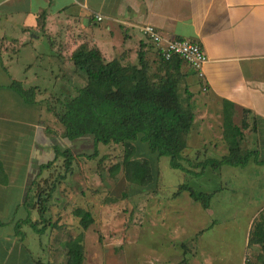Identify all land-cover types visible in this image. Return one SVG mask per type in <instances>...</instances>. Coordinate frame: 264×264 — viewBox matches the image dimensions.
Listing matches in <instances>:
<instances>
[{"label": "crops", "instance_id": "0c3cea01", "mask_svg": "<svg viewBox=\"0 0 264 264\" xmlns=\"http://www.w3.org/2000/svg\"><path fill=\"white\" fill-rule=\"evenodd\" d=\"M98 15L103 19L97 21ZM142 24L155 26L167 39L195 40L205 51L208 62L203 80L187 64L182 62L181 65V70L185 67L184 77L191 94L195 87L207 86L206 97L202 99L205 106L197 109L192 104L194 127L217 129L222 133V101L228 100L234 104L233 122L240 114L245 115L248 128L244 130H249L252 138L256 135V145H263L264 0H0V59L9 50L17 49L19 55L20 49H35L44 39L41 34L50 38V52L28 55L34 60L44 57L55 64L73 66L67 71L59 68L58 73L69 75L71 81L55 94V100L63 101V96L75 95L77 88L84 85L83 81L81 85L74 83L82 79L72 61L73 53L81 45L98 49L106 61L119 58L123 63L135 64L137 51L142 47L147 53L151 48L145 38L141 39L143 35L138 26ZM0 66L7 77V89L0 93V264H60L59 256L54 258L53 254L52 258L51 251L46 262L36 259L35 253H42V248L39 245L36 249L29 248L26 233L22 230L18 233L16 227L37 221L36 187L50 173L51 166L46 167V164L53 160L55 145L70 142L66 137L63 142L60 122L58 128L50 127L45 118L38 115L41 109L38 104L22 101L12 104L14 98L6 96L13 97L7 94L12 91L9 81L13 76L2 62ZM192 96L191 99L196 97ZM84 138L94 144L91 136ZM212 139L210 144H220L213 143ZM66 145L64 149H68ZM210 151L218 152L215 148ZM226 153L227 150L223 155ZM256 167L261 169L264 165ZM38 175L41 177L37 178ZM45 203L48 207V203L51 205V195ZM250 203L247 200L241 205L245 208ZM251 206L256 211L245 213V234H242L237 264H245L249 230L261 205ZM27 219L30 222L24 221ZM217 223L225 229V225L232 224L230 221ZM215 224L212 221L207 230L215 229ZM207 235L211 233L203 231L193 237L197 238L194 245L204 261L205 251L216 247L214 237ZM204 237H211L212 243H204ZM223 258L219 260L222 264H233L227 255Z\"/></svg>", "mask_w": 264, "mask_h": 264}, {"label": "rangeland", "instance_id": "374dc122", "mask_svg": "<svg viewBox=\"0 0 264 264\" xmlns=\"http://www.w3.org/2000/svg\"><path fill=\"white\" fill-rule=\"evenodd\" d=\"M41 36L44 39L35 49H20L19 55L17 49L9 50L1 56L4 69L13 76L9 82H18L16 86L11 85L12 91L7 93L13 97H6L14 98L12 104L19 101L38 104L41 107L38 115L44 117L50 127L58 128L60 124L55 113L61 112L62 99L55 100V94L58 88L71 83L69 75L62 76L58 72L61 67L67 71L73 66L55 64L44 57L37 60L30 58V53L50 52V38L43 34ZM9 56L12 57L9 59ZM145 58L154 72L158 55L152 47ZM181 71L184 73L185 67ZM6 79L0 66V93L2 89H7ZM74 83L81 85L82 80L77 79ZM186 89L189 90L190 85L184 77L179 85L183 98L187 95ZM195 89L192 95L196 97L191 99V95L188 102L201 109L206 104L202 101L206 91H202L201 86ZM65 96L67 99L70 95ZM245 118L240 114L234 122L240 126ZM251 124L254 126L253 122ZM200 129L193 125L186 136V145L181 152L182 169L171 167L168 155H149L154 180L145 187L129 183L121 172L117 176H110L109 168L121 161V145L90 144L84 136L69 140L68 146L56 144L48 170L50 173L46 179L43 178L44 183L42 179L41 185L35 184L36 189L42 186L44 191H49L52 203H48L49 207L44 204L46 210L43 217L37 210V221L20 226L18 233L21 234L20 230L26 233L29 248L32 246L36 249V245L42 248V253L35 254L36 259L43 262L47 261V254L51 251L52 258L54 254V258L59 256L60 264L65 263L68 258L66 243L82 232V264H222L219 260H224L223 255L237 264L242 234H245V213L256 211L251 208L252 204L256 207L261 205L254 220L264 223V167H256L258 164L264 165V161H260L264 160V143L256 145V135L252 138L249 130H243L241 145L245 150L252 151L250 161L240 166L222 164L215 167L210 162L221 159L227 150L223 128L222 133L217 129ZM61 137L65 142L66 138ZM211 138L213 143L220 144H210ZM65 145L73 155L68 170L61 154ZM214 148L217 153L210 151ZM141 154L145 155L144 152ZM184 185L196 191L212 192L209 206L204 208L194 201L188 190L182 187ZM190 200L194 203H188ZM247 200L251 203L244 208L241 203ZM75 207L87 209L92 214L93 223L86 230L81 228L78 218L72 213ZM212 221L216 223V228L208 231ZM220 221H230L232 224L225 225V229L218 226L217 222ZM203 231L211 233L207 236H213L216 244V247L205 251V261L194 245L197 238H193ZM204 238V243H212L211 237ZM259 250L258 245H248L244 260L255 261Z\"/></svg>", "mask_w": 264, "mask_h": 264}, {"label": "trees", "instance_id": "16d2710c", "mask_svg": "<svg viewBox=\"0 0 264 264\" xmlns=\"http://www.w3.org/2000/svg\"><path fill=\"white\" fill-rule=\"evenodd\" d=\"M148 44L154 47L151 42ZM154 51L158 61L152 72L142 47L137 51V63L131 64L119 58L106 61L98 49L81 45L73 53L72 61L84 85L77 88L75 95L65 97L61 112L55 113L63 127V136L69 140L91 136L95 145H121V161L109 168L110 176L122 171L124 178L137 187H145L154 180L149 154L168 155L171 167L183 168L181 152L194 121V112L188 102L192 94L186 89L187 95L183 98L179 92L185 76L181 71L182 61L177 57L166 60L156 49ZM17 83L12 82L11 87ZM233 115L234 104L223 100L222 128L227 153L221 159H213L210 165L240 166L250 161L252 151L241 145L248 123L243 120L240 126L235 124ZM61 154L66 169H70L73 155L69 149L62 150ZM50 165L51 162L46 167ZM182 187L194 201L204 208L209 206L212 193L196 191L186 185ZM49 196L48 191L37 188L36 206L41 217ZM72 213L78 217L83 230L93 223L91 212L84 208L77 207ZM24 221L30 222V219ZM19 227L18 224L16 229ZM83 237L81 232L66 243L68 258L65 264H82ZM248 245L260 246V252L255 261L247 259L245 264H264L263 222L253 221Z\"/></svg>", "mask_w": 264, "mask_h": 264}, {"label": "built area", "instance_id": "2783aa9c", "mask_svg": "<svg viewBox=\"0 0 264 264\" xmlns=\"http://www.w3.org/2000/svg\"><path fill=\"white\" fill-rule=\"evenodd\" d=\"M100 21L102 16H96ZM139 31L144 38L151 42L163 58L169 60L172 57L179 58L186 63L195 75L203 80L205 77V66L208 62L207 55L199 42L189 39L165 38L164 35L151 24H142L138 26ZM202 91L207 90V86L202 84Z\"/></svg>", "mask_w": 264, "mask_h": 264}]
</instances>
